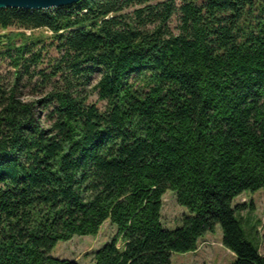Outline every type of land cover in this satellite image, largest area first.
Instances as JSON below:
<instances>
[{"label": "trees", "instance_id": "obj_1", "mask_svg": "<svg viewBox=\"0 0 264 264\" xmlns=\"http://www.w3.org/2000/svg\"><path fill=\"white\" fill-rule=\"evenodd\" d=\"M0 32V264H79L51 253L106 222L91 264H171L216 226L232 264H264L234 205L264 188V0L3 9Z\"/></svg>", "mask_w": 264, "mask_h": 264}, {"label": "rangeland", "instance_id": "obj_2", "mask_svg": "<svg viewBox=\"0 0 264 264\" xmlns=\"http://www.w3.org/2000/svg\"><path fill=\"white\" fill-rule=\"evenodd\" d=\"M176 25L177 22L172 21L171 28H175ZM8 32L16 33L15 30H9ZM0 34H6V32H0ZM26 34L28 36L30 33L27 32ZM40 34L48 36L45 32L34 33L35 36ZM45 42L47 46L49 41L46 40ZM19 43V41L16 42V44ZM56 58H58L56 52L48 49L43 69L47 68V72H50V68H48L50 62ZM12 72L10 61L0 57V73L9 77ZM31 90L32 87L23 89V100H40L41 94H32ZM87 90L88 102L103 109L105 103L99 101L97 94L91 91V88ZM241 204H246L248 208L240 214L243 228L247 232L248 238L259 248L260 255L264 256V188L255 193L245 192L234 200V205ZM183 215H189V212L178 206L175 195L168 191L163 197L162 226L168 230H175L179 227V220ZM116 232V227L106 222L96 236L74 237L69 242H60L51 254L56 258L73 260L79 264H91V254L110 242ZM221 237V229L216 226L213 232L207 233L201 238L196 252L188 254L174 253L171 257V264H232L235 258L223 247Z\"/></svg>", "mask_w": 264, "mask_h": 264}, {"label": "water", "instance_id": "obj_3", "mask_svg": "<svg viewBox=\"0 0 264 264\" xmlns=\"http://www.w3.org/2000/svg\"><path fill=\"white\" fill-rule=\"evenodd\" d=\"M84 0H0V10L47 11L69 7Z\"/></svg>", "mask_w": 264, "mask_h": 264}, {"label": "crops", "instance_id": "obj_4", "mask_svg": "<svg viewBox=\"0 0 264 264\" xmlns=\"http://www.w3.org/2000/svg\"><path fill=\"white\" fill-rule=\"evenodd\" d=\"M221 239H222V237H221ZM228 251V250H227Z\"/></svg>", "mask_w": 264, "mask_h": 264}]
</instances>
